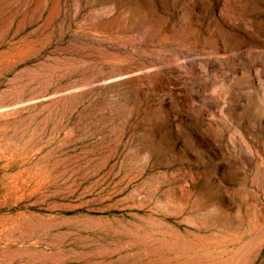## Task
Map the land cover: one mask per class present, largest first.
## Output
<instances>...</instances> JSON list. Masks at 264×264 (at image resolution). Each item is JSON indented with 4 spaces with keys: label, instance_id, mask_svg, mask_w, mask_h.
<instances>
[{
    "label": "rangeland",
    "instance_id": "obj_1",
    "mask_svg": "<svg viewBox=\"0 0 264 264\" xmlns=\"http://www.w3.org/2000/svg\"><path fill=\"white\" fill-rule=\"evenodd\" d=\"M0 264H264V0H0Z\"/></svg>",
    "mask_w": 264,
    "mask_h": 264
}]
</instances>
